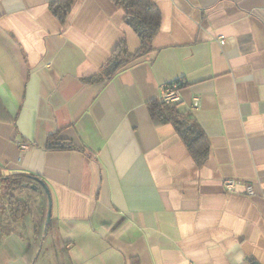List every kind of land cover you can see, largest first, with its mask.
Instances as JSON below:
<instances>
[{
  "label": "crops",
  "instance_id": "crops-1",
  "mask_svg": "<svg viewBox=\"0 0 264 264\" xmlns=\"http://www.w3.org/2000/svg\"><path fill=\"white\" fill-rule=\"evenodd\" d=\"M52 1L0 0V166L39 177L56 221L30 264H264V0H153L150 50L101 82L122 39L140 45L124 11L75 0L62 25ZM171 83L208 139L201 165L150 116ZM20 197L39 241L46 194ZM26 248L1 238L0 264Z\"/></svg>",
  "mask_w": 264,
  "mask_h": 264
},
{
  "label": "trees",
  "instance_id": "trees-1",
  "mask_svg": "<svg viewBox=\"0 0 264 264\" xmlns=\"http://www.w3.org/2000/svg\"><path fill=\"white\" fill-rule=\"evenodd\" d=\"M114 4L124 11V20L136 32L139 38V48L133 54L129 53L124 39H122L104 64L94 81L110 79L114 74L124 67L132 64L143 54L150 50V43L160 26V11L153 0H112ZM75 0H53L49 4V10L53 16L64 25L67 16ZM179 103H163L157 100L151 101L148 105L152 120L157 123H171L187 146V150L197 165L203 164L209 154V142L205 134L199 130L191 114L181 112L178 109ZM29 178H38L24 173L4 174L0 166V212H7V217L0 222V239L10 234L17 235L27 242L26 252L29 253V264L35 261L39 247L44 241L56 235V221L50 220L44 225L45 232L42 238L35 240L37 231L33 225L30 229V197L21 198L20 192L24 184H31ZM26 188H29L28 186ZM17 191L19 194H15ZM1 198H5V205H2ZM38 208V212H40ZM34 237V238H33ZM33 238V239H32Z\"/></svg>",
  "mask_w": 264,
  "mask_h": 264
},
{
  "label": "built area",
  "instance_id": "built-area-1",
  "mask_svg": "<svg viewBox=\"0 0 264 264\" xmlns=\"http://www.w3.org/2000/svg\"><path fill=\"white\" fill-rule=\"evenodd\" d=\"M178 84L171 83L168 85H163L161 87V93L159 97V101L163 103H178L180 101V94L178 89ZM199 106V99L197 97L193 98V101L191 103L192 108H198ZM22 147H25V144H22ZM238 184L237 181L227 179L223 181V186L225 190L229 193H235L236 192V185ZM245 194L248 196H251L254 194L251 187H246Z\"/></svg>",
  "mask_w": 264,
  "mask_h": 264
},
{
  "label": "water",
  "instance_id": "water-1",
  "mask_svg": "<svg viewBox=\"0 0 264 264\" xmlns=\"http://www.w3.org/2000/svg\"><path fill=\"white\" fill-rule=\"evenodd\" d=\"M33 183L31 184H24V187H29L31 190L35 192H44L46 194L47 198V211H46V216H45V226L49 224L51 220V206H52V201H51V196L49 194V190L45 183L42 180H39L38 178H33ZM45 232V229H44ZM46 233V232H45Z\"/></svg>",
  "mask_w": 264,
  "mask_h": 264
},
{
  "label": "rangeland",
  "instance_id": "rangeland-1",
  "mask_svg": "<svg viewBox=\"0 0 264 264\" xmlns=\"http://www.w3.org/2000/svg\"><path fill=\"white\" fill-rule=\"evenodd\" d=\"M14 193L15 194H19L17 191H15ZM1 201H2V205L4 206L6 199L5 198H1ZM3 214H4V216H3V220H4L8 215H7V212H3ZM47 258H48V260L46 261L45 264H53V262H52L53 260L51 259L52 257L51 256H47Z\"/></svg>",
  "mask_w": 264,
  "mask_h": 264
}]
</instances>
